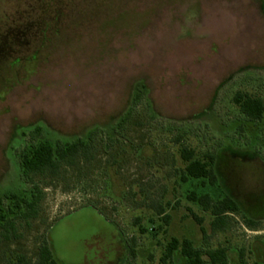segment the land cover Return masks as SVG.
<instances>
[{"label": "rangeland", "instance_id": "374dc122", "mask_svg": "<svg viewBox=\"0 0 264 264\" xmlns=\"http://www.w3.org/2000/svg\"><path fill=\"white\" fill-rule=\"evenodd\" d=\"M50 1L0 0L1 45L30 26L14 56L42 54L29 72L0 64V200L33 190L21 173L23 131L41 127L40 140L63 143L96 132L95 155L55 181L35 178L45 193L39 218L0 242V264H34L46 240L60 264H167L173 238L226 248L230 264H264V118L249 122L233 101L238 92L264 101V0ZM47 27L59 33L43 45L34 32ZM184 148L220 157L224 195L242 209L224 229L188 198L224 195L181 181ZM173 263L186 261L176 252Z\"/></svg>", "mask_w": 264, "mask_h": 264}, {"label": "trees", "instance_id": "16d2710c", "mask_svg": "<svg viewBox=\"0 0 264 264\" xmlns=\"http://www.w3.org/2000/svg\"><path fill=\"white\" fill-rule=\"evenodd\" d=\"M52 2L57 3V6H60V4H63L64 0L50 1V3ZM45 4L47 3H44V5ZM46 7L48 8V5ZM51 16L55 17V23H57L63 14H60L58 9L53 8V14L50 15V17ZM24 29V31L20 28L11 30L12 32L15 31V33H13L9 43L7 45H1L0 43V64L6 63L9 67L7 71L25 69L26 72H29L37 65L42 57L40 52L41 48H38L29 56H14V49L19 45L16 41L20 39L17 36L19 33L18 31L20 30L21 34L24 35L33 33L30 26L25 27ZM49 30L51 31V28L47 27L46 31L38 32L37 30L34 32V34L36 33V37L41 36L43 38L41 43L43 45L44 39L47 38V35L49 34ZM53 32L59 33L57 30H52L50 34ZM143 92V89H137L133 99L134 107L142 102L144 96ZM233 101L241 114H243L249 122L258 123L263 120L264 101L261 98L253 97L248 93L238 92L234 96ZM132 112L133 108L129 111L127 116L120 121L116 130L124 128L125 124L130 119ZM27 136L29 137V143L20 154V166L23 178L27 183L33 186V190L29 195H18L14 193L6 195V204L4 203V200H0V242L2 240H18L21 237L18 229V223L20 221L30 225L32 221L38 220L40 215V204L45 198V193L38 184H35V178H50L52 181H55L60 177L64 169L73 168L80 162H91L95 155L94 140L97 136L96 132L91 133L87 140L78 139L75 142L67 143L61 141L52 142L50 140H40L42 137L41 127L34 128L29 135L26 131H23L22 138H26ZM108 139L111 144L115 143L113 137H109ZM181 157L185 163V167L181 174V181L183 183L197 181L199 182V186L203 189L207 187H221L222 191L224 190L218 172L219 156L207 153L206 155L199 157L194 150L184 148L181 151ZM188 198L192 202L199 204L205 211L211 212L215 218V221L213 222L214 230L225 228L226 217L228 214H240L242 212L239 203L228 193H225V195L220 197L215 203L208 193L200 195L196 191H192ZM85 206H92L98 209L92 203L86 204ZM193 217L200 226L201 232L205 234L203 219L196 215ZM165 221L169 223V217H165ZM256 224L255 221L248 220V225L250 227L256 226ZM176 252H180L185 259L186 264H230L228 250L226 248L203 251L195 248L193 242L189 239L180 241L176 238H173L168 243L163 255V262L174 264L173 259ZM205 258H207V260ZM13 264H31V262L26 263L25 259L20 257ZM34 264H60L54 258V254L47 240L41 244Z\"/></svg>", "mask_w": 264, "mask_h": 264}]
</instances>
